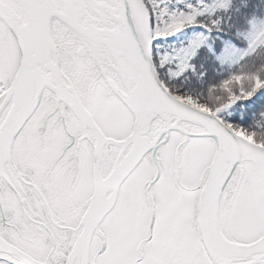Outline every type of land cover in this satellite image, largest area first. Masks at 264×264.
<instances>
[{
	"label": "snow or ice",
	"instance_id": "obj_1",
	"mask_svg": "<svg viewBox=\"0 0 264 264\" xmlns=\"http://www.w3.org/2000/svg\"><path fill=\"white\" fill-rule=\"evenodd\" d=\"M0 264H264V0H0Z\"/></svg>",
	"mask_w": 264,
	"mask_h": 264
}]
</instances>
